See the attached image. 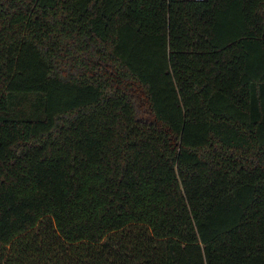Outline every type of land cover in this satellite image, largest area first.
Instances as JSON below:
<instances>
[{
  "label": "trees",
  "instance_id": "obj_1",
  "mask_svg": "<svg viewBox=\"0 0 264 264\" xmlns=\"http://www.w3.org/2000/svg\"><path fill=\"white\" fill-rule=\"evenodd\" d=\"M0 264H264V0H0Z\"/></svg>",
  "mask_w": 264,
  "mask_h": 264
},
{
  "label": "built area",
  "instance_id": "obj_2",
  "mask_svg": "<svg viewBox=\"0 0 264 264\" xmlns=\"http://www.w3.org/2000/svg\"><path fill=\"white\" fill-rule=\"evenodd\" d=\"M195 1H202V0H195Z\"/></svg>",
  "mask_w": 264,
  "mask_h": 264
}]
</instances>
